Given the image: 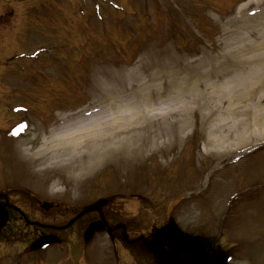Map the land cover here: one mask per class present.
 Returning a JSON list of instances; mask_svg holds the SVG:
<instances>
[{"label": "rangeland", "instance_id": "obj_1", "mask_svg": "<svg viewBox=\"0 0 264 264\" xmlns=\"http://www.w3.org/2000/svg\"><path fill=\"white\" fill-rule=\"evenodd\" d=\"M262 53L264 0H0V189L20 186L18 195H10L19 211L0 234V264L52 261L56 250L25 249L50 229L43 222L52 212L38 208L39 201L76 208L112 193L104 201L111 218L114 208H121L123 219L131 217L133 238L172 216L182 229L230 248V264H264V203L239 205L235 216L222 218L224 206L236 199L230 180L240 185L264 176V154L257 156L264 144L241 156L244 146L224 150L208 143L216 136L209 130L214 122L234 107L240 111L232 121H248L241 125L242 139L251 147L264 141V135L250 137L256 124L246 109L253 101L264 113V99L249 98V91L264 92V67H254L262 81L252 77L233 90L242 99L211 91L231 86V76L258 65ZM214 100L219 111L209 107ZM128 104L142 106L137 117L139 107L132 112V122L145 123L146 133L112 148L88 172L37 161L41 142L64 121ZM86 153L84 160H91ZM212 170L217 174L210 178ZM21 211L27 220L19 218ZM96 242L101 251L100 244L108 243L102 236ZM60 254L62 263L55 261L64 264L68 255ZM108 254L87 259L104 264L108 257L112 263ZM121 254L122 264H154L149 252Z\"/></svg>", "mask_w": 264, "mask_h": 264}, {"label": "bare ground", "instance_id": "obj_2", "mask_svg": "<svg viewBox=\"0 0 264 264\" xmlns=\"http://www.w3.org/2000/svg\"><path fill=\"white\" fill-rule=\"evenodd\" d=\"M259 65H261L262 68L264 67V53L260 55L258 65H253L252 67H250V70H246L243 74L239 71L235 72L230 78V82L232 84L231 86L228 85L227 88L214 89L211 91L213 92V94L221 91L225 93L229 101H233L234 95H236V91L233 93L234 89H241V86L243 87L247 85L245 83L250 82L253 79L252 77H257L259 78V81H262V77L259 71L255 69ZM256 84H258V82H256L253 87ZM243 95L247 96L246 91L243 92ZM250 95L256 97L255 100L257 102H261V100L264 99L263 91L259 94L255 91H253L252 93L249 91V98ZM237 97L242 99V94ZM208 102L209 101H207V105ZM252 102L246 105V109L251 107V112L253 111V119H255L254 124H256V127L254 126V130H250V137L252 138L253 135H255V137H263L264 113L263 110L258 107V104H254ZM238 103H240V101H234L235 105ZM124 106L126 107L120 109L119 111L111 110V108H107L106 106L104 109V106H100L98 110L80 113L73 119L64 121V123L61 126L57 127V129L49 136V138L51 139L46 138L41 142V146L38 150H36L38 155L37 161L47 167L62 164L68 165L66 166V169L71 172H80L81 174L88 172L91 166L94 165V163L100 162L101 159L105 158L110 153V150L112 148L118 147L121 143L129 144V142L135 137H139L143 133H146L145 131L147 130L145 129V123L141 124L142 122H138L137 120H135L134 123L132 122V112H134L139 107L138 111L136 112L137 117V114L141 112L140 109L142 108V106L135 105V107L130 106L129 104L128 106ZM209 107L210 109L216 108L218 109V111L222 108L220 107L218 100H214L212 105ZM238 111H240V109H237L236 107H234L233 109L231 108V111H228L229 117L219 116L217 119L218 122L216 120L214 122L215 125L209 129L210 133L215 132L217 136L208 139V143L212 144L215 149L223 148L225 150L224 147L227 146L237 148L238 146L241 147L245 142H247V139H242L244 137L240 135L243 133L241 131L243 127H241V125L245 123V125L248 126V121L243 122V120L239 118L235 123L231 119V117H234L238 113ZM226 118H229L230 121H227ZM216 122L218 124H216ZM185 123L186 119H184L183 123L181 124ZM134 124H138L140 125V127L135 128L132 126ZM233 125L238 126L231 130L230 127ZM224 126H227L225 128V131H227V133L220 130L223 129ZM132 130L133 137L130 134V131ZM143 137L145 136H142V138L140 139H143ZM104 138H109L111 140L110 143H104ZM226 139H229V141H226ZM86 150L87 155L93 156L91 157V160H84L83 156ZM91 150L93 151L91 152ZM48 151L53 152L48 155V157L47 155H42L43 153H46ZM43 156L44 158L42 159V161L39 160V158H42Z\"/></svg>", "mask_w": 264, "mask_h": 264}, {"label": "water", "instance_id": "obj_3", "mask_svg": "<svg viewBox=\"0 0 264 264\" xmlns=\"http://www.w3.org/2000/svg\"><path fill=\"white\" fill-rule=\"evenodd\" d=\"M0 203V226L3 225L7 219V211ZM51 236H41L32 243V247L38 248L45 245ZM198 249H203V252H196ZM194 253L196 259L199 261L205 260L207 257L213 264H226L228 258L227 253L212 252L210 253V244L208 242L200 241L199 238L192 235H174L169 241V249L166 254L170 258H174L182 252ZM223 261V262H222Z\"/></svg>", "mask_w": 264, "mask_h": 264}, {"label": "flooded vegetation", "instance_id": "obj_4", "mask_svg": "<svg viewBox=\"0 0 264 264\" xmlns=\"http://www.w3.org/2000/svg\"><path fill=\"white\" fill-rule=\"evenodd\" d=\"M102 214V216L104 217V214L103 213H101ZM105 218V217H104ZM125 238L127 239V237H126V235H125Z\"/></svg>", "mask_w": 264, "mask_h": 264}]
</instances>
